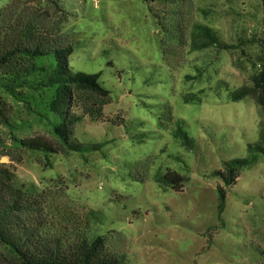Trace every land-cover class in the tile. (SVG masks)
Instances as JSON below:
<instances>
[{
  "label": "rangeland",
  "instance_id": "obj_1",
  "mask_svg": "<svg viewBox=\"0 0 264 264\" xmlns=\"http://www.w3.org/2000/svg\"><path fill=\"white\" fill-rule=\"evenodd\" d=\"M257 1L150 0L162 16L159 25L143 0H59L68 13L64 32L74 43L69 66L99 72L111 98L100 120L85 116L75 125L74 137L102 146L55 154L50 167L39 154L19 158L12 150L15 160L1 155L0 162L18 183L53 190L48 211L60 223L82 222L91 209L88 234L105 235L109 248L131 264H264V154L224 186L225 207L217 214L223 182L214 172L249 156L247 144L261 128L252 95L229 100L230 91L247 82V59L238 62L236 52L220 49L189 51L187 44L195 20L226 41L234 33L232 19L240 28H264ZM9 2L0 0V7ZM230 6L231 14L224 13ZM201 8L212 9L207 20ZM245 51L254 56L259 46ZM199 89L200 102H184ZM8 104L16 122L30 120L20 105ZM178 126L191 144L174 137ZM22 134L51 138L37 124ZM0 138L10 145L7 128L0 126ZM167 170L185 177L182 190L159 179Z\"/></svg>",
  "mask_w": 264,
  "mask_h": 264
},
{
  "label": "trees",
  "instance_id": "obj_2",
  "mask_svg": "<svg viewBox=\"0 0 264 264\" xmlns=\"http://www.w3.org/2000/svg\"><path fill=\"white\" fill-rule=\"evenodd\" d=\"M143 1L162 25V16L150 5V0ZM256 6L264 22V0H258ZM200 11L205 20L212 13L209 8ZM231 12V6L224 11ZM67 14L59 0H10L0 7V126L8 129L11 140L7 145L0 138V156L13 159L9 150L19 158L25 152L39 154L42 165L50 167V157L55 154L102 146V143L83 144L74 137L75 125L85 116L92 121L100 120L103 106L111 98L110 91L99 80V72L88 73L69 66L74 43L64 32ZM241 15L237 12L238 17ZM232 21L234 33L229 41L222 39L219 31L206 21H191L187 31L189 51L220 49L236 52L238 62L241 57L247 59L250 68L247 82L230 91L229 100L239 101L252 95L261 127L257 140L247 144L249 156L225 161L223 168L214 172L223 182L217 187L218 217L225 207L224 186L234 184L240 172L256 161L257 154H264V28H240L237 20ZM254 44L259 46V52L249 56L245 49ZM203 91L185 94L184 102H200ZM10 100L20 105L30 120L16 122V112L8 104ZM32 124L43 126L51 138L44 134L20 135ZM173 135L183 144L192 143L179 126ZM159 179L180 191L185 177L167 170ZM52 201L53 190L18 183L15 172L0 162V259L6 264H131L126 255L109 248L105 235L88 234L91 209L84 221L73 220L66 225L50 216L48 207Z\"/></svg>",
  "mask_w": 264,
  "mask_h": 264
}]
</instances>
